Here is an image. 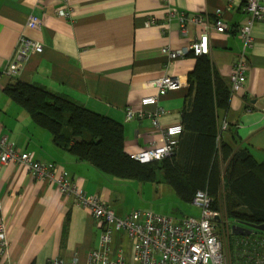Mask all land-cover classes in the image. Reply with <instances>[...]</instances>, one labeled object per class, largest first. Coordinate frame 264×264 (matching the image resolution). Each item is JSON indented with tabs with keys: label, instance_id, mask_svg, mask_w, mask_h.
<instances>
[{
	"label": "crops",
	"instance_id": "0c3cea01",
	"mask_svg": "<svg viewBox=\"0 0 264 264\" xmlns=\"http://www.w3.org/2000/svg\"><path fill=\"white\" fill-rule=\"evenodd\" d=\"M244 3L245 0H0V136L35 159L59 165L87 194H97L111 206L115 196L111 184L117 181L57 146L52 134L7 96L6 86L18 80L41 85L118 120L125 126L126 152L139 151L158 141L161 132L149 117L128 120L126 110L155 111V105L143 107L141 99L158 92L153 84L157 79L173 75L184 81L182 88L169 91L159 102L164 109L159 117L161 127L183 126L188 75L198 58L190 54L172 60L164 48H188L203 31V26L191 18L206 14L214 21L221 8L230 29L211 31L208 55L229 82L244 48L237 33L249 18ZM64 5L71 11L70 18L59 15ZM31 15L42 18L39 29L28 26ZM180 15L187 17V32L182 31ZM253 35L255 44L247 50L245 87L232 94L230 108L220 113L218 125L220 129L224 123L228 125L222 132L226 142L231 143L236 132L262 162L264 20L254 25ZM22 36L39 41L44 49L30 53L18 75L12 77L5 69ZM185 136L182 133L178 146ZM187 205L178 204V214L174 215L177 219L189 216L185 215ZM0 215L6 222L9 242L0 264H45L52 258L74 257L79 259L78 264H86L89 251L99 245L101 230L88 209L77 204L73 195L61 193L56 184L34 179L24 166L10 163L0 170ZM122 234L115 235L114 243L124 240Z\"/></svg>",
	"mask_w": 264,
	"mask_h": 264
},
{
	"label": "built area",
	"instance_id": "2783aa9c",
	"mask_svg": "<svg viewBox=\"0 0 264 264\" xmlns=\"http://www.w3.org/2000/svg\"><path fill=\"white\" fill-rule=\"evenodd\" d=\"M67 3V0H62ZM59 10V15L70 18L71 11ZM244 9L248 20L238 28V35L243 43V51L236 60L230 77L233 93L245 87L248 69L247 50L255 44L254 25L264 20V0H245ZM216 19L210 21L208 15L200 14L191 18L194 23L203 26L199 38L184 50H173L165 47L164 52L175 60L189 54L205 55L210 52V33L213 29L228 31L230 25L223 19V10L216 11ZM183 32H187L185 15H180ZM42 18L31 15L28 20L30 28L39 29ZM44 46L37 40L22 36L18 43L15 56L10 61L5 73L9 76L18 75L22 61L32 52H42ZM159 92L142 98L141 105L158 104L159 98L170 90L179 89L182 79L167 75L156 80ZM264 112V107H263ZM128 119L133 117H149L154 128L161 132L158 141L139 151L130 153L135 160H150L161 156H172L177 150L183 126L172 125L161 127L159 117L164 113L163 107L155 111L127 108ZM224 123L221 130L227 128ZM10 163L24 166L30 170L34 179L47 180L56 184L59 191L73 195L76 203L88 209L101 233L99 245L89 251L86 264H128L124 248H114L115 232L127 234L133 245L135 264H264V232L254 230L250 235L236 234V226L229 220L225 208L213 207L215 198L208 190H197L191 204L201 210L200 217L186 216L173 218L154 211L135 210L127 215H117L109 202L97 194H87L69 173L59 165L48 164L33 158L28 152H21L5 136H0V170ZM232 239V247L227 250L226 240ZM7 225L0 215V262L8 249ZM78 258L71 260L52 258L45 264H78Z\"/></svg>",
	"mask_w": 264,
	"mask_h": 264
},
{
	"label": "trees",
	"instance_id": "16d2710c",
	"mask_svg": "<svg viewBox=\"0 0 264 264\" xmlns=\"http://www.w3.org/2000/svg\"><path fill=\"white\" fill-rule=\"evenodd\" d=\"M188 75L183 118L186 136L174 156L142 164L125 150V126L44 86L16 81L5 93L25 108L33 121L48 130L54 143L110 176L157 181V171L186 203L197 190H208L213 207L225 205L236 225L251 229L264 224V161L256 159L236 132L232 142L222 138L220 113L231 105V85L208 54L197 56ZM219 136V139H218Z\"/></svg>",
	"mask_w": 264,
	"mask_h": 264
},
{
	"label": "rangeland",
	"instance_id": "374dc122",
	"mask_svg": "<svg viewBox=\"0 0 264 264\" xmlns=\"http://www.w3.org/2000/svg\"><path fill=\"white\" fill-rule=\"evenodd\" d=\"M110 176V175H108ZM117 182L111 184V188L115 190V196L111 203V208L118 213V215L124 216L135 210L141 211H154L161 214H169L177 216L178 210L176 209L178 204L187 205L186 202H182L176 195L175 190L164 179V174L160 170L157 171V181H136L115 176H110ZM187 208V210H186ZM225 208V205H220L217 210ZM186 214L189 216L200 217L201 210L194 208L189 204L185 207ZM119 232H115V235ZM124 240L122 242L114 243L116 250L119 247H123L128 259V264H135L133 245L127 234H122ZM232 239L226 240V246L232 243ZM232 247V244L227 246Z\"/></svg>",
	"mask_w": 264,
	"mask_h": 264
},
{
	"label": "bare ground",
	"instance_id": "6f19581e",
	"mask_svg": "<svg viewBox=\"0 0 264 264\" xmlns=\"http://www.w3.org/2000/svg\"><path fill=\"white\" fill-rule=\"evenodd\" d=\"M190 55V54H189ZM194 55V54H193ZM195 56H199V55H195ZM179 59V58H178ZM24 62V60L22 61V63ZM158 80V79H157ZM183 81V80H182ZM156 81H154L153 82V84L157 87V89H158V86L156 85V83H155ZM229 82H230V85H231V81L229 80ZM187 85H188V81H187ZM184 86V81H183V85L180 87V88H182ZM179 88V89H180ZM176 90H178V89H176ZM170 91H173V90H170ZM231 91H232V85H231ZM158 92H159V89H158ZM158 92L156 93V94H154V95H157L158 94ZM169 92V91H168ZM167 92V93H168ZM166 93V94H167ZM235 93V92H234ZM165 94V95H166ZM232 94H233V91H232ZM165 95H162V96H160V98H159V101H158V104H156L155 106L156 107H158V106H160L159 105V102H160V99H161V97H163V96H165ZM150 96V95H149ZM146 97V96H145ZM144 98V97H143ZM142 100V99H141ZM149 106V105H148ZM160 107H162V106H160ZM126 115H127V112H126ZM133 118H135V117H133ZM132 118V119H133ZM127 119H128V115H127ZM128 120H131V119H128ZM184 131V130H183ZM218 139H219V136H218ZM15 145V144H14ZM16 146V145H15ZM17 147V146H16ZM21 152H27V151H22L19 147H17ZM28 153H30V152H28ZM175 153H176V149H175V151H174V154L172 155V156H174L175 155ZM31 154V153H30ZM32 155V154H31ZM130 155V154H129ZM172 156H161V157H157V158H154V159H150V160H145V161H142V160H135V161H138V162H140V163H142V164H149V163H153V162H160V161H162V160H164V159H168V158H171ZM131 157V156H130ZM34 158V157H33ZM35 159V158H34ZM133 159V158H132ZM36 160H38V159H36ZM40 161V160H39ZM43 162V161H42ZM46 163V162H45ZM162 172H163V174H164V170H161ZM152 182V181H151ZM169 184V183H168ZM173 188V187H172ZM174 189V188H173ZM175 190V189H174ZM176 192V191H175ZM176 195L178 196V194L176 193ZM179 197V196H178ZM225 211H226V209H225ZM227 214V213H226ZM164 215H167V216H171V217H173L174 219L175 218H177V217H175L174 215H169V214H164ZM5 221V220H4ZM8 235V234H7ZM9 246V245H8ZM8 250V249H7ZM7 252V251H6ZM2 261V260H1Z\"/></svg>",
	"mask_w": 264,
	"mask_h": 264
},
{
	"label": "water",
	"instance_id": "95a60500",
	"mask_svg": "<svg viewBox=\"0 0 264 264\" xmlns=\"http://www.w3.org/2000/svg\"><path fill=\"white\" fill-rule=\"evenodd\" d=\"M251 229H246V228H242L238 225H236L234 227L236 234H241V235H250L254 232V230H259L264 232V224L262 225H257V226H251Z\"/></svg>",
	"mask_w": 264,
	"mask_h": 264
}]
</instances>
